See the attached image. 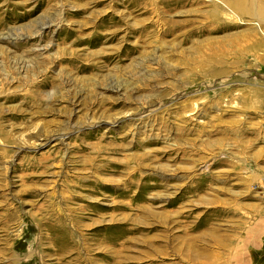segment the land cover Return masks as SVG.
Returning <instances> with one entry per match:
<instances>
[{"label":"rangeland","instance_id":"obj_1","mask_svg":"<svg viewBox=\"0 0 264 264\" xmlns=\"http://www.w3.org/2000/svg\"><path fill=\"white\" fill-rule=\"evenodd\" d=\"M251 1L0 0V264H264Z\"/></svg>","mask_w":264,"mask_h":264},{"label":"bare ground","instance_id":"obj_2","mask_svg":"<svg viewBox=\"0 0 264 264\" xmlns=\"http://www.w3.org/2000/svg\"><path fill=\"white\" fill-rule=\"evenodd\" d=\"M232 1H233V0H232ZM245 4H247L246 7H247L248 13H249L250 15H256V14H257L256 8H255V2H254V0H252L251 2H248V3H244V2H243L242 6L244 5V7H245ZM237 5H238V4H237ZM261 8H263V7H260V9H261ZM237 9H238V8H237ZM239 10H240V9H239ZM260 12L263 13V10H262V11H259V14H261ZM263 15H264V13H263Z\"/></svg>","mask_w":264,"mask_h":264}]
</instances>
